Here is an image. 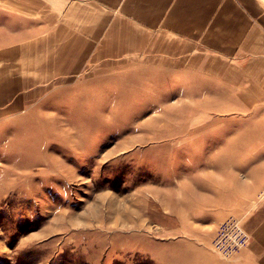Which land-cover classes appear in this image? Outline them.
Masks as SVG:
<instances>
[{"label":"rangeland","instance_id":"obj_1","mask_svg":"<svg viewBox=\"0 0 264 264\" xmlns=\"http://www.w3.org/2000/svg\"><path fill=\"white\" fill-rule=\"evenodd\" d=\"M41 2L0 7V264H234L264 201L227 147L251 102L202 83L199 38L51 37Z\"/></svg>","mask_w":264,"mask_h":264},{"label":"crops","instance_id":"obj_2","mask_svg":"<svg viewBox=\"0 0 264 264\" xmlns=\"http://www.w3.org/2000/svg\"><path fill=\"white\" fill-rule=\"evenodd\" d=\"M41 1L38 9L27 10L31 15L41 11L42 20L57 22L56 27L52 28L53 33L48 34L51 37L106 36L124 38V41L131 37L136 38L138 42L140 37L152 32L189 38L192 41L199 38L201 48L196 52L214 54L201 61L202 83L209 82V78L203 73L208 74L209 68H216L218 73L215 79L212 78L213 83L223 87L230 86L234 102L237 100L251 102L246 105L245 110H239L248 111L246 113L254 118L255 128L254 130L251 128L250 134L256 138L251 139L245 146L236 141H228L227 147H246L249 150L248 164H255L258 169L264 168V151H262L264 150V2L261 0ZM16 4L17 0H0V7L8 6L9 21L16 19L17 10L11 7ZM68 20L74 22L70 24L71 27L65 23ZM80 42L82 38H79L77 44ZM108 47L106 52L128 50L124 49V44H110ZM64 51L62 48L59 49L60 53ZM94 51L100 52L96 48ZM261 175L260 179L264 182V172ZM247 230L251 235L250 241L233 263L264 264V201L258 204L253 214L249 216Z\"/></svg>","mask_w":264,"mask_h":264}]
</instances>
